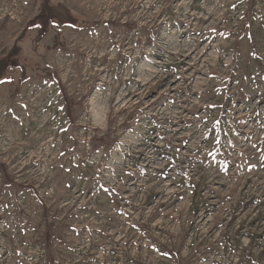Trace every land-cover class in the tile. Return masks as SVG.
Wrapping results in <instances>:
<instances>
[{
	"label": "rangeland",
	"instance_id": "rangeland-1",
	"mask_svg": "<svg viewBox=\"0 0 264 264\" xmlns=\"http://www.w3.org/2000/svg\"><path fill=\"white\" fill-rule=\"evenodd\" d=\"M49 1L0 0V264H264V0Z\"/></svg>",
	"mask_w": 264,
	"mask_h": 264
},
{
	"label": "trees",
	"instance_id": "trees-1",
	"mask_svg": "<svg viewBox=\"0 0 264 264\" xmlns=\"http://www.w3.org/2000/svg\"><path fill=\"white\" fill-rule=\"evenodd\" d=\"M45 12L43 14H40L36 17H34L29 24L27 25L25 31L28 30H35L39 29L41 32H46L50 26H56L59 30L61 27L65 25H73L75 24V17L73 13L63 4V3H57L52 4L49 0H45ZM99 22H96L93 24V26H98ZM128 29L134 28L136 25L135 23H128L125 25ZM18 53L15 51L13 52L12 57L9 60H6L4 58H0V81L4 79L6 72H8L12 68L19 67V61L17 59ZM66 100V108H67V114L68 118L71 122H74L73 119V109L75 106H77L78 102H73L68 99V97L65 98ZM99 143L107 144L108 143V137L103 136L101 138H98L96 140ZM1 167V165H0ZM5 166H2V173L4 174V183L3 184H14V181L7 175L5 176ZM44 215L47 217L49 215V210L47 207L44 208ZM54 223L50 222L47 225V231L45 234V241H46V250L50 251V247L52 244V241L54 239V235L52 234V228L54 227ZM177 256H180L179 253H177ZM49 262L52 264L53 260L52 258H49Z\"/></svg>",
	"mask_w": 264,
	"mask_h": 264
}]
</instances>
